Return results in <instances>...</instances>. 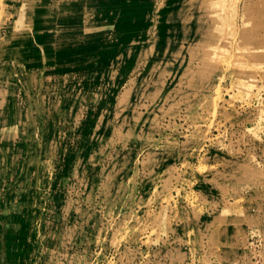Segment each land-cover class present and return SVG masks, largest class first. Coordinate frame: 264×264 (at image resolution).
I'll return each instance as SVG.
<instances>
[{"label":"rangeland","instance_id":"rangeland-1","mask_svg":"<svg viewBox=\"0 0 264 264\" xmlns=\"http://www.w3.org/2000/svg\"><path fill=\"white\" fill-rule=\"evenodd\" d=\"M0 264H264V0H0Z\"/></svg>","mask_w":264,"mask_h":264},{"label":"crops","instance_id":"crops-1","mask_svg":"<svg viewBox=\"0 0 264 264\" xmlns=\"http://www.w3.org/2000/svg\"><path fill=\"white\" fill-rule=\"evenodd\" d=\"M35 20L39 22V19H35ZM43 21L44 20H41L40 23ZM181 38H182V39H180L181 43L185 42V40H189V38H190L189 33H185V34L181 35Z\"/></svg>","mask_w":264,"mask_h":264}]
</instances>
